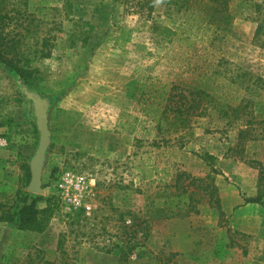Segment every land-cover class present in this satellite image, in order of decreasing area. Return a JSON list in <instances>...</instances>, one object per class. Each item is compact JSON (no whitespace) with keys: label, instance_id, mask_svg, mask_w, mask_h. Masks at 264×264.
Wrapping results in <instances>:
<instances>
[{"label":"rangeland","instance_id":"obj_1","mask_svg":"<svg viewBox=\"0 0 264 264\" xmlns=\"http://www.w3.org/2000/svg\"><path fill=\"white\" fill-rule=\"evenodd\" d=\"M138 1L27 0L39 34L54 38L27 86L0 64V203L13 209L17 192H28L25 163L38 146L25 86L50 103L36 195L51 214L42 232L0 221V264H119V246L133 247L127 264H264V88L256 84L264 35L255 34L264 0H232L230 22L212 34L205 76L187 72L184 55L193 48L183 54L185 43L175 39L201 17L185 12L183 0L150 8ZM161 25L170 38L159 35ZM145 75L186 88L222 80L219 91L240 98L214 101L211 120L181 133H157L135 102ZM181 172L213 180L225 221L200 192L186 212L154 213V198L167 193L156 180L171 185ZM134 219L142 224L136 231Z\"/></svg>","mask_w":264,"mask_h":264},{"label":"trees","instance_id":"obj_2","mask_svg":"<svg viewBox=\"0 0 264 264\" xmlns=\"http://www.w3.org/2000/svg\"><path fill=\"white\" fill-rule=\"evenodd\" d=\"M154 1L143 0L138 3L141 7L148 5L150 8ZM194 2L198 4H195L196 8ZM231 2L232 0H183L182 6L186 4L185 12L191 16L197 13L201 17L200 26L193 28L182 25L180 33L175 37L177 41L185 43L186 50L182 51L183 54L188 47L193 48L189 56L184 55L186 65L188 68L190 66L187 72L191 75L205 76L208 74L211 60L206 54L209 52L212 34L218 30V27L230 22L229 5ZM192 17L195 18V16ZM39 25L33 12L27 8V0H0V64L13 69L20 83L26 86L36 71L33 63L42 58H49L51 55V40L54 37H50V34L40 35ZM158 33L164 38H170L173 31L168 25H161ZM255 34L264 35V17L258 24ZM191 56H194L192 63ZM223 83L224 81H219L214 88L211 84L210 86L186 88L172 81L157 78V76L145 75L137 87L135 102L140 114L151 123L150 127L157 133L178 134L186 125L196 123L200 118L208 117L211 120L212 115L216 113L215 107L212 106L215 104L214 101L224 104L226 98L229 101L240 98L239 94L229 96L219 91L222 90L220 87ZM256 84L264 88V77L257 78ZM229 85L230 82L224 84L223 88ZM129 132L132 133V130ZM241 134L243 131H240ZM25 170L29 178L28 163H25ZM174 180L175 182L171 185H168L164 178L158 177L156 180L157 184L162 186L167 193L164 194L162 191V194L154 198V213L163 218H170L183 211L186 212L192 209L190 202L193 200V194L200 192L202 196L207 197L209 205L218 211L220 219L225 221V213L218 196V187L213 180H207V176L197 177L188 172L178 173ZM184 181L187 183L184 184ZM166 187L174 189L167 191ZM189 188H191L190 191ZM17 197L18 202L13 209L9 205L0 203V221L7 223L17 221L18 228L21 230L42 232L50 218L49 205L43 209L39 208L38 203L43 200V197L34 193L17 192ZM47 201L50 202V200ZM251 201L259 202V198L251 199ZM120 220L124 223V219ZM130 223L134 225L135 231L142 226L135 219L130 220ZM147 225L143 226L144 229L148 228ZM132 250L133 247L124 249L119 246V264H127Z\"/></svg>","mask_w":264,"mask_h":264},{"label":"water","instance_id":"obj_3","mask_svg":"<svg viewBox=\"0 0 264 264\" xmlns=\"http://www.w3.org/2000/svg\"><path fill=\"white\" fill-rule=\"evenodd\" d=\"M25 97L32 101V108L35 117L36 128L39 133L37 149L29 162L30 180L27 191L34 194L42 193V171L46 161L47 150L50 145V131L48 128V109L50 103L47 99L41 98L38 94L21 87Z\"/></svg>","mask_w":264,"mask_h":264},{"label":"built area","instance_id":"obj_4","mask_svg":"<svg viewBox=\"0 0 264 264\" xmlns=\"http://www.w3.org/2000/svg\"><path fill=\"white\" fill-rule=\"evenodd\" d=\"M79 203H80V202L77 201V205H78ZM84 208H85L86 211H88V210L90 209V207H89V206H86V205H84Z\"/></svg>","mask_w":264,"mask_h":264}]
</instances>
